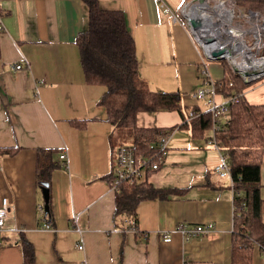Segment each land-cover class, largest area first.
Instances as JSON below:
<instances>
[{"label":"crops","instance_id":"crops-1","mask_svg":"<svg viewBox=\"0 0 264 264\" xmlns=\"http://www.w3.org/2000/svg\"><path fill=\"white\" fill-rule=\"evenodd\" d=\"M183 1L98 0L102 8L123 13L149 88L177 91L181 106L204 111L207 105L192 99L202 82L200 52L186 28L170 19L171 12L181 16ZM87 21L83 0H0V146L16 147L0 157V206L4 198L9 204L0 230V264H26L22 238L33 247L28 264H230L234 189L229 177L214 171L223 153L185 127L173 130L162 163L147 178L154 187L181 192L141 200L136 232L122 231L114 218L110 176L116 148L130 145L132 135L105 120L99 104L104 86L84 81L74 39ZM17 62L21 69L12 67ZM243 96L264 104V76ZM181 121L176 110L139 112L136 119L138 126L161 128ZM64 148L68 166L59 158ZM39 150H52L59 163L49 178L50 220L38 210ZM260 180L264 198V153ZM75 214L82 235L73 230ZM195 224L206 232L184 239L178 226ZM255 264H264V254Z\"/></svg>","mask_w":264,"mask_h":264},{"label":"trees","instance_id":"trees-1","mask_svg":"<svg viewBox=\"0 0 264 264\" xmlns=\"http://www.w3.org/2000/svg\"><path fill=\"white\" fill-rule=\"evenodd\" d=\"M235 1L244 8L264 12V0ZM83 2L87 6L88 21L86 27L77 33L74 42L78 48L85 83L105 88L99 99V104L105 110V120L115 127L129 129L132 135L130 146L138 159H154L158 135L171 133L176 128L189 129L194 138H213L230 165L234 189L230 264H255L257 255L264 254V198L260 194L264 104L249 103L241 95L238 101L229 103L226 118H220V126L212 135L209 133L213 120L210 110L201 111L196 105L183 106L185 111L191 109L194 112L191 124L187 126L183 121L179 92L152 90L141 77L134 40L126 27L123 13L120 10L102 8L98 0ZM221 62L222 75L216 79L220 83L216 92L222 97H230L235 93L244 94L253 82L244 81L231 70L225 60ZM173 110L181 113L182 121L178 126L141 127L136 123L139 112ZM73 124L82 126L83 122ZM15 152L16 147L0 146V157ZM51 155L52 150H39L35 160V184L42 195L43 203L40 205L43 206V211L40 213L44 220H50L52 216L49 178L51 171L59 166ZM45 183L48 189L46 195L43 193ZM178 192L181 191L154 187L148 179L122 182L114 196V218L119 217L121 223L126 217L136 221V206L141 200L165 198ZM21 246L23 262H33L31 243L22 238Z\"/></svg>","mask_w":264,"mask_h":264},{"label":"built area","instance_id":"built-area-1","mask_svg":"<svg viewBox=\"0 0 264 264\" xmlns=\"http://www.w3.org/2000/svg\"><path fill=\"white\" fill-rule=\"evenodd\" d=\"M179 13L180 17L175 12H171L170 19L186 28L200 52L199 74L202 82L192 93V99L196 103L204 102L210 110L213 120L209 133L212 135L220 126V118H226L229 103L238 101L243 93H235L230 97H222L218 94L216 88L220 83L211 77L206 65L211 60H225L231 70L248 83L262 78L264 76V13L239 8L235 0H184L179 7ZM0 30H3L1 23ZM228 30H232L233 34ZM22 66L21 62L12 65L14 69H21ZM256 66L259 71H256ZM246 71L250 73L246 74ZM217 96H220L218 100ZM185 110L182 106L183 121L190 126L194 112L191 109ZM171 133L164 132L158 135L154 159H138L130 145H119L116 148L110 191L116 193L120 184L125 181H144L150 172L157 170L167 153ZM207 144L220 149L213 138H209ZM59 158L64 166H68L65 148L60 152ZM214 171L218 176H226L231 180L230 165L224 154L214 166ZM38 210L43 211V206L39 205ZM8 211V200L4 198L0 206V230L3 228ZM79 216L80 214H75L73 230L78 235H82L84 229L79 223ZM122 225V231L136 232L134 218H124ZM42 227L51 228L48 223H44ZM178 231L184 239H189L202 235L206 229L201 224H195L190 228L178 226ZM163 240L169 241V235L165 234ZM78 248H82L81 243L78 244Z\"/></svg>","mask_w":264,"mask_h":264},{"label":"rangeland","instance_id":"rangeland-1","mask_svg":"<svg viewBox=\"0 0 264 264\" xmlns=\"http://www.w3.org/2000/svg\"><path fill=\"white\" fill-rule=\"evenodd\" d=\"M239 8H244L243 6H240V5H237ZM244 9H247V8H244ZM261 13H264V12H261ZM199 62H200V59H199ZM206 65V64H205ZM221 65H222V62L221 60H211L207 63V67H209L210 69V74H211V77L213 79L215 78H218L222 75V72H221ZM199 69H200V65H199ZM200 75V74H199ZM198 80V78H197ZM200 103V102H199ZM256 255V254H255Z\"/></svg>","mask_w":264,"mask_h":264},{"label":"water","instance_id":"water-1","mask_svg":"<svg viewBox=\"0 0 264 264\" xmlns=\"http://www.w3.org/2000/svg\"><path fill=\"white\" fill-rule=\"evenodd\" d=\"M215 54H217V52H215ZM250 73V71H246V74ZM48 192V189H47V183L44 184V187H43V193L46 195ZM45 208H47V206H45Z\"/></svg>","mask_w":264,"mask_h":264},{"label":"bare ground","instance_id":"bare-ground-1","mask_svg":"<svg viewBox=\"0 0 264 264\" xmlns=\"http://www.w3.org/2000/svg\"><path fill=\"white\" fill-rule=\"evenodd\" d=\"M228 31H230L233 34L232 30H228ZM255 68H256V71H259V68L257 66ZM237 75L239 76V74H237Z\"/></svg>","mask_w":264,"mask_h":264}]
</instances>
